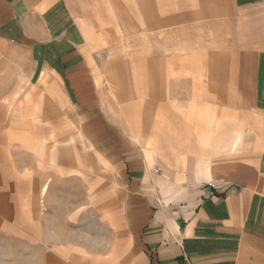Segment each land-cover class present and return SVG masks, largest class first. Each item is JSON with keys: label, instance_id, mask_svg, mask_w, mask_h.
<instances>
[{"label": "crops", "instance_id": "0c3cea01", "mask_svg": "<svg viewBox=\"0 0 264 264\" xmlns=\"http://www.w3.org/2000/svg\"><path fill=\"white\" fill-rule=\"evenodd\" d=\"M0 236L264 264V0H0Z\"/></svg>", "mask_w": 264, "mask_h": 264}, {"label": "rangeland", "instance_id": "374dc122", "mask_svg": "<svg viewBox=\"0 0 264 264\" xmlns=\"http://www.w3.org/2000/svg\"><path fill=\"white\" fill-rule=\"evenodd\" d=\"M45 188L43 191H45ZM44 209L42 207V210ZM59 212L57 206V213ZM31 257V250L17 245L10 238H1L0 236V264H34Z\"/></svg>", "mask_w": 264, "mask_h": 264}, {"label": "built area", "instance_id": "2783aa9c", "mask_svg": "<svg viewBox=\"0 0 264 264\" xmlns=\"http://www.w3.org/2000/svg\"><path fill=\"white\" fill-rule=\"evenodd\" d=\"M211 186H214V184H211Z\"/></svg>", "mask_w": 264, "mask_h": 264}]
</instances>
